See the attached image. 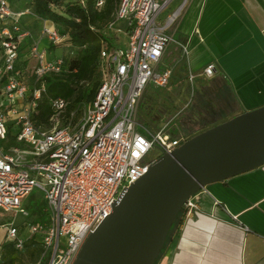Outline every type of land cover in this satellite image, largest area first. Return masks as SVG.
I'll return each mask as SVG.
<instances>
[{
  "label": "built area",
  "instance_id": "1",
  "mask_svg": "<svg viewBox=\"0 0 264 264\" xmlns=\"http://www.w3.org/2000/svg\"><path fill=\"white\" fill-rule=\"evenodd\" d=\"M74 1L84 6L87 0ZM174 1L120 0L107 30L124 38L101 50L102 81L96 94L83 105L75 124L71 119L60 124L67 102L52 99V126L41 128L32 119L45 89L41 80L50 72L59 73L64 59H49L35 41L23 48L30 32L19 24L21 13H14L8 0H0V210L28 216L25 202L34 190L39 192L46 217L25 224L30 234L39 236L38 264H73L86 238L111 212V202L156 160L150 152L156 148L160 155L169 153L185 141L161 129L152 131L138 119L147 86L164 87L172 75L163 66V56L174 41L170 30L188 0ZM103 4L96 1L98 8ZM9 17L13 22L5 25ZM121 21L123 27L117 28ZM41 34L49 43L64 41L54 25L44 26ZM23 49L36 62L38 86L17 66ZM214 69L210 63L203 74L211 77ZM196 196L185 200L180 214L188 217L199 209ZM4 226L7 239L22 249L25 239L14 223Z\"/></svg>",
  "mask_w": 264,
  "mask_h": 264
},
{
  "label": "crops",
  "instance_id": "2",
  "mask_svg": "<svg viewBox=\"0 0 264 264\" xmlns=\"http://www.w3.org/2000/svg\"><path fill=\"white\" fill-rule=\"evenodd\" d=\"M8 1L30 32L22 47L35 41L48 51L41 31L53 23L34 13L32 0ZM170 32L163 66L172 70L170 80L197 83L212 116L204 129L264 106V0H188ZM210 63L214 73L206 77ZM196 198L199 209L179 215L153 264H264V165L207 184Z\"/></svg>",
  "mask_w": 264,
  "mask_h": 264
},
{
  "label": "water",
  "instance_id": "3",
  "mask_svg": "<svg viewBox=\"0 0 264 264\" xmlns=\"http://www.w3.org/2000/svg\"><path fill=\"white\" fill-rule=\"evenodd\" d=\"M264 165V106L204 129L160 155L83 243L73 264H153L185 200Z\"/></svg>",
  "mask_w": 264,
  "mask_h": 264
},
{
  "label": "trees",
  "instance_id": "4",
  "mask_svg": "<svg viewBox=\"0 0 264 264\" xmlns=\"http://www.w3.org/2000/svg\"><path fill=\"white\" fill-rule=\"evenodd\" d=\"M32 1L34 13L43 19L51 21L60 35L64 37L66 43L62 45L77 50L76 56L68 63L64 60L63 67L59 73L50 72L43 76L41 81H44L45 89L41 93V98L38 101L37 109L32 119L38 127H51V118L55 112L51 107L50 101L61 97L67 102L65 112L63 111L64 114H61V116L65 117L63 123L66 124L71 119L72 124H75L77 117L71 116L72 110L76 108L81 99L85 100L84 104L90 101L101 84L102 74L98 67L101 50L113 47L116 44V42L113 43L111 41L113 36L109 34L107 26L113 20L117 4L120 0H104L101 8L96 6L97 0H87L84 6L74 0ZM52 44L50 43V45ZM177 79L184 80L182 77ZM85 82L91 83L86 95L80 89L81 83ZM30 83L38 86L34 75H32ZM149 87L152 88L154 86L149 85L144 90L140 99L138 114L141 100L145 97L146 90ZM78 115H80L78 117H81V114ZM142 124L146 126L144 122ZM153 128L155 130L152 131H156L159 127ZM203 130L204 126L198 129V133ZM10 131L11 129H9ZM165 133L171 138L178 136L170 129H167ZM43 207V203L39 200L34 205H29L31 213L38 214V219H45ZM34 245V248L29 253L31 259L39 258L42 251L39 242L35 240ZM14 251H16V248L13 243L10 242L8 245H5L3 256L8 258L3 262L0 260V264H15L20 260L18 256L13 255ZM42 264H45V262H42Z\"/></svg>",
  "mask_w": 264,
  "mask_h": 264
},
{
  "label": "rangeland",
  "instance_id": "5",
  "mask_svg": "<svg viewBox=\"0 0 264 264\" xmlns=\"http://www.w3.org/2000/svg\"><path fill=\"white\" fill-rule=\"evenodd\" d=\"M25 5L30 4V0H24ZM17 3H14L16 5ZM175 4V3H174ZM172 5V4H171ZM173 6V5H172ZM171 7V6H170ZM169 11L167 9L162 13V16ZM26 14H30L28 10H26ZM27 16V15H26ZM8 24V23H6ZM117 28L123 27V21H121L117 26ZM40 33V32H39ZM178 37V34L175 35V38ZM123 35L118 33L116 36L111 38L113 43H121L123 40ZM66 43L64 40L63 43L59 45L52 44L49 42L46 44L47 55L59 56L68 63L71 59H73L77 50L72 47L63 46L62 44ZM173 47V44L170 45V48ZM49 48V49H48ZM52 51V53H51ZM1 57V54H0ZM18 66L25 70V74L28 77L29 82L32 79L33 69L36 64L35 60L28 59L26 55V51L22 50L20 52ZM160 70V69H159ZM182 77V76H181ZM80 89L84 95H86L90 89L91 83L85 82L81 83ZM85 100L81 99L76 108L72 110L71 116L74 118L77 117V123L79 121L78 114H81L83 105ZM202 111L203 114H199ZM65 112V111H64ZM62 112V114H64ZM211 112L207 111L204 106L201 105V99L198 93L197 83L194 82L191 84L187 80H178L177 78H172L170 82L164 87H149L146 90L145 97L141 100V106L138 114V119L141 123H145L147 128L150 130H155L153 127H159L158 130H163L166 132L167 129H170L172 132H175L178 136L177 140H186L195 134L198 133V129L200 127L205 126L209 123L211 119ZM64 116L60 118V124L63 123ZM67 122V121H66ZM153 126V127H152ZM171 140V139H170ZM160 156L158 150L154 148L149 157L156 159ZM39 192L34 190L32 195L25 202L26 208L29 209V205H34L38 200ZM28 205V206H27ZM180 211L175 221L173 222L170 230L168 231L167 241L169 234L171 233L173 227L175 226L177 220L179 219ZM46 217V215H45ZM38 219V214L31 213L28 216H23L22 214L13 215L12 212H3L0 210V260L3 262L8 257L3 256L4 246L8 245L10 241L6 237V229L4 224L12 221L14 225L18 229L19 235L25 239V243L22 249L14 251L13 255L18 256L20 260H18L15 264H38L36 257L35 259L30 258V250L34 248V242L39 238V236H35L29 233L25 224L29 221H34ZM165 244V243H164ZM11 248V247H10Z\"/></svg>",
  "mask_w": 264,
  "mask_h": 264
}]
</instances>
